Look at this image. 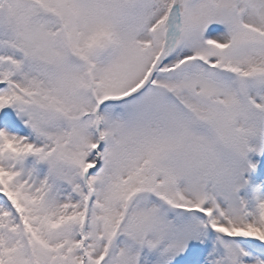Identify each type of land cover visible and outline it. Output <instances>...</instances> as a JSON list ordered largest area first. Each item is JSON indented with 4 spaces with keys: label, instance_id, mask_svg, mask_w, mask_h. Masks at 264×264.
I'll return each mask as SVG.
<instances>
[{
    "label": "snow or ice",
    "instance_id": "snow-or-ice-1",
    "mask_svg": "<svg viewBox=\"0 0 264 264\" xmlns=\"http://www.w3.org/2000/svg\"><path fill=\"white\" fill-rule=\"evenodd\" d=\"M0 264H264V0H0Z\"/></svg>",
    "mask_w": 264,
    "mask_h": 264
}]
</instances>
